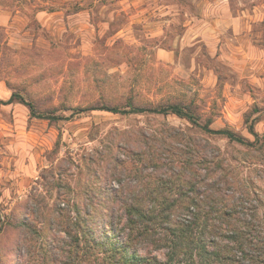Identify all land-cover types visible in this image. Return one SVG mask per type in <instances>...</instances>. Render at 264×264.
Instances as JSON below:
<instances>
[{
  "label": "rangeland",
  "instance_id": "1",
  "mask_svg": "<svg viewBox=\"0 0 264 264\" xmlns=\"http://www.w3.org/2000/svg\"><path fill=\"white\" fill-rule=\"evenodd\" d=\"M13 93L59 118L2 102ZM170 103L251 140L253 122L261 148L174 114L91 109ZM164 122L233 156L264 202V0H0V264H64L46 257L49 237L69 238L55 213L58 184L72 209L93 191L108 198L100 216L111 227L119 178L134 182L115 172L116 157L129 160L118 144ZM263 214L264 204L262 241ZM24 216L33 230L20 226ZM138 246L131 249L164 259V249ZM77 249L76 264L107 262L83 237Z\"/></svg>",
  "mask_w": 264,
  "mask_h": 264
},
{
  "label": "trees",
  "instance_id": "2",
  "mask_svg": "<svg viewBox=\"0 0 264 264\" xmlns=\"http://www.w3.org/2000/svg\"><path fill=\"white\" fill-rule=\"evenodd\" d=\"M14 100L28 106L33 117L59 118L38 111L18 93L2 102L8 104ZM91 109L124 115L174 114L206 134L256 150L261 148L257 145L261 135L253 122L247 126L254 137L251 140L229 128L203 124L192 110L177 103L151 108L132 105ZM161 125L155 134L141 132L132 142L125 141L124 146L118 144L129 153V160L116 157L115 172L131 176L134 182H123L119 178L112 198L114 223L111 227L100 216L108 198L101 199L93 191L86 202L79 205L75 201L72 209L64 201L69 198L68 192L62 190V184L57 185L60 201L55 205V213L69 238L59 239V233L48 238L46 257L49 261L76 264L77 248L83 237L90 246L100 250L102 258L107 259L106 264H264V240L257 239L260 234L256 229L261 227L262 222L256 220H261L259 209L264 202L255 180L248 174H240L235 158L226 155L219 146L192 138L184 129L168 122ZM106 188L103 186L108 192L110 189ZM25 217L20 226L33 230L32 223ZM138 243L152 244L155 250L164 249V259L131 249L132 244L133 248H139Z\"/></svg>",
  "mask_w": 264,
  "mask_h": 264
}]
</instances>
